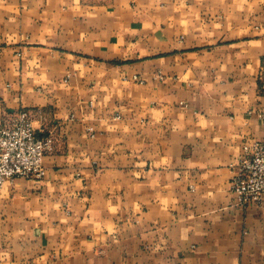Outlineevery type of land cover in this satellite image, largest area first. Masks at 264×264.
<instances>
[{
    "label": "crops",
    "instance_id": "0c3cea01",
    "mask_svg": "<svg viewBox=\"0 0 264 264\" xmlns=\"http://www.w3.org/2000/svg\"><path fill=\"white\" fill-rule=\"evenodd\" d=\"M29 111L45 176L0 188V264H264V0H0V125Z\"/></svg>",
    "mask_w": 264,
    "mask_h": 264
},
{
    "label": "built area",
    "instance_id": "2783aa9c",
    "mask_svg": "<svg viewBox=\"0 0 264 264\" xmlns=\"http://www.w3.org/2000/svg\"><path fill=\"white\" fill-rule=\"evenodd\" d=\"M52 145V137L37 134L29 111L18 110L9 123L0 125V188L19 177L43 178V156ZM241 148L229 164L233 170L230 189L235 204L245 208L264 199V138L245 141Z\"/></svg>",
    "mask_w": 264,
    "mask_h": 264
}]
</instances>
